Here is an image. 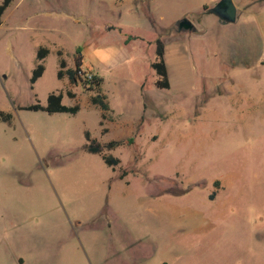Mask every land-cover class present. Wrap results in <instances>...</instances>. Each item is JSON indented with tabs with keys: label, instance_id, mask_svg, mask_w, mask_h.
Masks as SVG:
<instances>
[{
	"label": "rangeland",
	"instance_id": "obj_1",
	"mask_svg": "<svg viewBox=\"0 0 264 264\" xmlns=\"http://www.w3.org/2000/svg\"><path fill=\"white\" fill-rule=\"evenodd\" d=\"M219 1L13 0L0 25L12 114L0 120V264H264V66L221 56ZM251 2L264 4L235 0L237 22ZM158 38L168 89L151 67ZM79 58L103 78L106 119L95 90L58 77ZM53 92L80 111L25 108ZM86 132L123 140L103 151L120 164L87 152Z\"/></svg>",
	"mask_w": 264,
	"mask_h": 264
},
{
	"label": "trees",
	"instance_id": "obj_2",
	"mask_svg": "<svg viewBox=\"0 0 264 264\" xmlns=\"http://www.w3.org/2000/svg\"><path fill=\"white\" fill-rule=\"evenodd\" d=\"M13 0H2L0 3V25L2 24V17L7 8L11 5ZM156 47H155V59L151 63V67L155 70L157 79L155 81V86L157 88L163 89V88H170V78H169V71L168 66L165 61V43L162 39L158 38L156 39ZM49 52V49L46 47H40L37 51V59L38 64L33 70V74L31 77V83L34 84L44 73L45 66L43 63L44 58L46 57L47 53ZM82 61L81 59H77L76 61V67L75 68H68L65 71L59 69L58 71V77L62 78L64 75H67L69 80L72 83L77 82H83L88 89L95 90L97 93L91 97V101L93 104L98 105L103 111V119H106L107 112L110 110V105L107 101V96L101 92V87L103 83V78L98 73L94 72L93 70L86 69L84 70L82 68ZM60 66L65 67L66 62L64 59L60 60ZM86 71H89L92 73L93 77L92 79H89L85 73ZM68 94L71 97H74V94L72 92H68ZM63 93H51L48 96V102L47 105H42L40 103L32 104L27 107L26 109L29 110H42L46 111L48 113H69L71 115H75L80 111V105L75 104L73 106H68L63 103ZM12 119V114L5 112L0 108V120L10 122ZM101 124H103V121H101ZM86 138L87 142L84 145V149L87 152L95 153V154H101L105 163L113 168L118 166L121 162L120 158L113 156L111 154H104L103 151L105 148L107 149H113L119 145L124 144L123 140H111L107 142L106 144H102L98 142L97 139L92 138L90 132H86ZM127 172L122 171L120 174L121 178H124L126 176Z\"/></svg>",
	"mask_w": 264,
	"mask_h": 264
},
{
	"label": "crops",
	"instance_id": "obj_3",
	"mask_svg": "<svg viewBox=\"0 0 264 264\" xmlns=\"http://www.w3.org/2000/svg\"><path fill=\"white\" fill-rule=\"evenodd\" d=\"M247 7L241 22L223 23L217 16L223 28L217 50L241 69L264 66V4L251 2Z\"/></svg>",
	"mask_w": 264,
	"mask_h": 264
},
{
	"label": "water",
	"instance_id": "obj_4",
	"mask_svg": "<svg viewBox=\"0 0 264 264\" xmlns=\"http://www.w3.org/2000/svg\"><path fill=\"white\" fill-rule=\"evenodd\" d=\"M209 13L215 14L223 23L235 22L238 16V8L234 0H220L214 7L209 9ZM194 24L188 19L183 18L179 21L180 29H191Z\"/></svg>",
	"mask_w": 264,
	"mask_h": 264
},
{
	"label": "built area",
	"instance_id": "obj_5",
	"mask_svg": "<svg viewBox=\"0 0 264 264\" xmlns=\"http://www.w3.org/2000/svg\"><path fill=\"white\" fill-rule=\"evenodd\" d=\"M85 75L89 78V79H92L93 75L91 72L89 71H86Z\"/></svg>",
	"mask_w": 264,
	"mask_h": 264
}]
</instances>
